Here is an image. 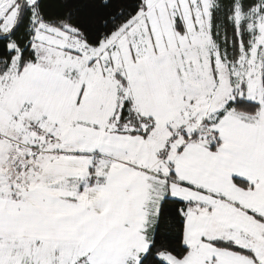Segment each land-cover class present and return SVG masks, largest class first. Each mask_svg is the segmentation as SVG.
Returning <instances> with one entry per match:
<instances>
[{
  "label": "snow or ice",
  "instance_id": "snow-or-ice-1",
  "mask_svg": "<svg viewBox=\"0 0 264 264\" xmlns=\"http://www.w3.org/2000/svg\"><path fill=\"white\" fill-rule=\"evenodd\" d=\"M0 264H264V0H0Z\"/></svg>",
  "mask_w": 264,
  "mask_h": 264
}]
</instances>
